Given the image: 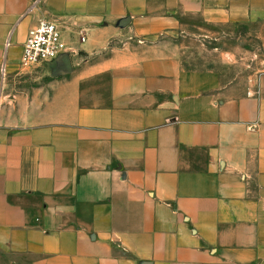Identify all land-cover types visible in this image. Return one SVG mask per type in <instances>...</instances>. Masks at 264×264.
<instances>
[{
  "label": "crops",
  "instance_id": "1",
  "mask_svg": "<svg viewBox=\"0 0 264 264\" xmlns=\"http://www.w3.org/2000/svg\"><path fill=\"white\" fill-rule=\"evenodd\" d=\"M34 2L0 0V264H264V70L239 95L161 38L264 0ZM41 20L72 71L31 87Z\"/></svg>",
  "mask_w": 264,
  "mask_h": 264
},
{
  "label": "rangeland",
  "instance_id": "2",
  "mask_svg": "<svg viewBox=\"0 0 264 264\" xmlns=\"http://www.w3.org/2000/svg\"><path fill=\"white\" fill-rule=\"evenodd\" d=\"M33 6L36 5V1ZM179 28L163 35L178 46L181 64L188 70H214L225 86L241 95L264 70V23L210 26L196 17H177ZM29 71V70H28ZM28 84L37 87L49 79V67L31 69Z\"/></svg>",
  "mask_w": 264,
  "mask_h": 264
},
{
  "label": "built area",
  "instance_id": "3",
  "mask_svg": "<svg viewBox=\"0 0 264 264\" xmlns=\"http://www.w3.org/2000/svg\"><path fill=\"white\" fill-rule=\"evenodd\" d=\"M66 50L56 25L41 20L28 33L20 57V67L23 70H31L50 65Z\"/></svg>",
  "mask_w": 264,
  "mask_h": 264
},
{
  "label": "water",
  "instance_id": "4",
  "mask_svg": "<svg viewBox=\"0 0 264 264\" xmlns=\"http://www.w3.org/2000/svg\"><path fill=\"white\" fill-rule=\"evenodd\" d=\"M128 20L124 21L122 24L123 26L127 25ZM71 61L70 57L67 53L61 54L53 63L51 67V75L54 77L57 76H64L71 73Z\"/></svg>",
  "mask_w": 264,
  "mask_h": 264
}]
</instances>
